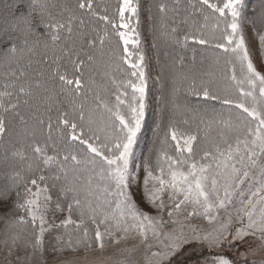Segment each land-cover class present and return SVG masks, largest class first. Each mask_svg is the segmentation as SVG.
Returning a JSON list of instances; mask_svg holds the SVG:
<instances>
[{"label":"snow or ice","instance_id":"6c2138e0","mask_svg":"<svg viewBox=\"0 0 264 264\" xmlns=\"http://www.w3.org/2000/svg\"><path fill=\"white\" fill-rule=\"evenodd\" d=\"M0 264H264V0H0Z\"/></svg>","mask_w":264,"mask_h":264}]
</instances>
